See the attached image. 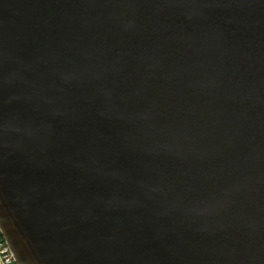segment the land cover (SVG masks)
Segmentation results:
<instances>
[{
  "label": "water",
  "instance_id": "obj_1",
  "mask_svg": "<svg viewBox=\"0 0 264 264\" xmlns=\"http://www.w3.org/2000/svg\"><path fill=\"white\" fill-rule=\"evenodd\" d=\"M0 231L16 264H264V0H0Z\"/></svg>",
  "mask_w": 264,
  "mask_h": 264
},
{
  "label": "built area",
  "instance_id": "obj_2",
  "mask_svg": "<svg viewBox=\"0 0 264 264\" xmlns=\"http://www.w3.org/2000/svg\"><path fill=\"white\" fill-rule=\"evenodd\" d=\"M0 264H16L12 251L0 231Z\"/></svg>",
  "mask_w": 264,
  "mask_h": 264
}]
</instances>
